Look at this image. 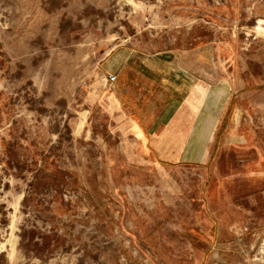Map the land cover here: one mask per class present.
Wrapping results in <instances>:
<instances>
[{
    "label": "rangeland",
    "instance_id": "1",
    "mask_svg": "<svg viewBox=\"0 0 264 264\" xmlns=\"http://www.w3.org/2000/svg\"><path fill=\"white\" fill-rule=\"evenodd\" d=\"M199 19L211 51L209 123L231 98L244 105L239 123L237 109L229 115L239 135L221 143L212 164L221 175L263 174L264 0H0V264H164L137 238L148 215L175 216L177 229L196 233L174 264H264L262 209L233 215L234 240L203 256L194 246L199 171L189 179L182 170L169 189L106 161L120 141L89 92L118 78L117 61L101 74L104 54L132 48L137 28L151 36L159 22Z\"/></svg>",
    "mask_w": 264,
    "mask_h": 264
},
{
    "label": "crops",
    "instance_id": "2",
    "mask_svg": "<svg viewBox=\"0 0 264 264\" xmlns=\"http://www.w3.org/2000/svg\"><path fill=\"white\" fill-rule=\"evenodd\" d=\"M152 27L151 36L137 28L132 48L120 49L109 59L108 52L104 54L101 74L112 67V61H117L119 67L114 72L118 78L111 85H93L89 92L93 102L103 107L109 118L107 125L120 141L119 150L112 149L107 154L106 161H110L113 172L147 174L152 183L164 182L169 189L182 170L190 175L189 179L191 173L200 172L197 179L202 200L198 230L201 243L194 246H199L205 256L221 251L224 242L234 240L228 230L229 223L235 220L233 215L241 221L250 209L264 211V173L251 167L221 175L212 164L222 151L221 143L227 144L239 135V129L231 125L235 119L239 123V109L244 105L231 98L219 117H212L209 123L205 114L211 66L207 23L199 19L177 25L159 22ZM234 109L237 116L232 120L229 115L235 113ZM198 124L202 125L199 131ZM192 141L197 142L193 145ZM195 151L200 158L197 166L190 165ZM184 202L192 204L186 197ZM141 219L146 231L138 233L137 238L164 264H174L176 253L181 250L191 251L196 233L192 227L177 229L175 216L168 219L148 215ZM160 250L166 256L160 255Z\"/></svg>",
    "mask_w": 264,
    "mask_h": 264
},
{
    "label": "built area",
    "instance_id": "3",
    "mask_svg": "<svg viewBox=\"0 0 264 264\" xmlns=\"http://www.w3.org/2000/svg\"><path fill=\"white\" fill-rule=\"evenodd\" d=\"M108 79H109L110 82L114 83L117 78H116L115 75H109V78Z\"/></svg>",
    "mask_w": 264,
    "mask_h": 264
}]
</instances>
